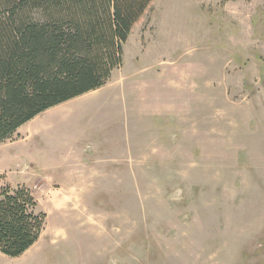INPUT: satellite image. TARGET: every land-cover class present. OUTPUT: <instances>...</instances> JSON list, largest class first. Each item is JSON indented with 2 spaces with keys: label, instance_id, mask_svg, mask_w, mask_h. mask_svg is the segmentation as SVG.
I'll use <instances>...</instances> for the list:
<instances>
[{
  "label": "rangeland",
  "instance_id": "374dc122",
  "mask_svg": "<svg viewBox=\"0 0 264 264\" xmlns=\"http://www.w3.org/2000/svg\"><path fill=\"white\" fill-rule=\"evenodd\" d=\"M122 50L110 131L135 152L67 189L0 175L45 215L0 264H264V0H152Z\"/></svg>",
  "mask_w": 264,
  "mask_h": 264
},
{
  "label": "trees",
  "instance_id": "16d2710c",
  "mask_svg": "<svg viewBox=\"0 0 264 264\" xmlns=\"http://www.w3.org/2000/svg\"><path fill=\"white\" fill-rule=\"evenodd\" d=\"M152 0H0V143L40 113L103 87ZM24 186L0 188V254L18 258L45 215Z\"/></svg>",
  "mask_w": 264,
  "mask_h": 264
},
{
  "label": "crops",
  "instance_id": "0c3cea01",
  "mask_svg": "<svg viewBox=\"0 0 264 264\" xmlns=\"http://www.w3.org/2000/svg\"><path fill=\"white\" fill-rule=\"evenodd\" d=\"M109 83L40 113L0 143V175L11 180L61 183L67 189L94 181L96 176L117 174L119 165L115 160L120 158H115L114 152H135L136 147L135 141L130 146L126 131L124 144L120 145L119 138L110 131L111 118L118 106L121 110L127 107L129 115L134 99ZM97 115L106 118L103 125H109V129L97 131ZM128 115L122 113L127 121Z\"/></svg>",
  "mask_w": 264,
  "mask_h": 264
}]
</instances>
